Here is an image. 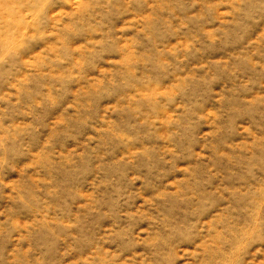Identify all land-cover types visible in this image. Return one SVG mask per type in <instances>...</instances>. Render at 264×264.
<instances>
[{"label":"rangeland","instance_id":"374dc122","mask_svg":"<svg viewBox=\"0 0 264 264\" xmlns=\"http://www.w3.org/2000/svg\"><path fill=\"white\" fill-rule=\"evenodd\" d=\"M0 264H264V0H0Z\"/></svg>","mask_w":264,"mask_h":264}]
</instances>
